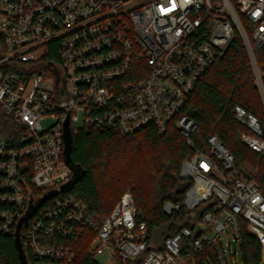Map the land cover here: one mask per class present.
Wrapping results in <instances>:
<instances>
[{
	"label": "built area",
	"instance_id": "2783aa9c",
	"mask_svg": "<svg viewBox=\"0 0 264 264\" xmlns=\"http://www.w3.org/2000/svg\"><path fill=\"white\" fill-rule=\"evenodd\" d=\"M236 34L258 76L253 50L264 45V0H0V112L16 130L9 141L0 135V235H14L30 207L55 192L20 228L35 264H74L76 249L55 240L75 243L86 231L94 235L88 253L108 264H195L202 253V264H237L231 243L237 252L240 223L264 264V196L215 135L207 152L181 163L189 214L158 249L129 191L98 223L61 189L71 178L66 122L71 135L174 127L192 147L196 125L181 111ZM233 111L246 130L241 142L263 156L257 117L239 105ZM178 209L162 207L166 215Z\"/></svg>",
	"mask_w": 264,
	"mask_h": 264
},
{
	"label": "trees",
	"instance_id": "16d2710c",
	"mask_svg": "<svg viewBox=\"0 0 264 264\" xmlns=\"http://www.w3.org/2000/svg\"><path fill=\"white\" fill-rule=\"evenodd\" d=\"M240 22L246 34L249 33L248 22L244 18ZM253 51L258 76L236 34L224 56L215 60L196 82L181 111L196 125L190 136L192 147L174 127L163 134L149 127L127 136L114 131L78 129L72 135L70 153L71 177L74 172L76 176L68 195L81 201L100 223L130 188L137 220L146 224L150 243L159 235L171 236L186 224L189 214L182 207L187 185L179 178L181 163L191 157L194 150L207 152V138L215 135L234 156L235 167L254 178L264 196V155L241 142L240 136L246 130L235 120L233 111L239 105L256 116L263 127L264 139V45ZM15 132L11 120L0 112V135L9 141ZM166 201L180 209L166 215L162 210ZM22 233L21 230L20 239ZM93 237L86 231L75 243L60 239L55 243L76 249L74 264H99L88 253ZM20 242L25 263L35 264L24 241ZM239 251L241 264H258L260 246L246 232L243 223L239 228ZM192 260L202 264L204 253ZM0 264H22L12 234L0 235Z\"/></svg>",
	"mask_w": 264,
	"mask_h": 264
},
{
	"label": "water",
	"instance_id": "95a60500",
	"mask_svg": "<svg viewBox=\"0 0 264 264\" xmlns=\"http://www.w3.org/2000/svg\"><path fill=\"white\" fill-rule=\"evenodd\" d=\"M71 148H72V135L70 132V128H69V124L68 122H66L65 124V128H64V156H63V160L64 163L66 164V166H68V168L70 169L72 167V160L70 158V153H71ZM71 170V169H70ZM75 176L76 173L74 172L72 177L70 178V180L65 183L64 185H62L61 189L63 191H70V189L72 188L74 182H75ZM55 192L52 193H48L46 195H44L35 206L30 207V210L28 211V213L25 215V217L20 221V223L18 224L17 228H16V232L14 234V240H15V245L17 248V251L22 259V264H26L25 261L23 260V256H22V249H21V242H20V237H19V231L21 228L22 224H27L28 220L36 213V211L45 203L47 202L50 198H52L53 196H55Z\"/></svg>",
	"mask_w": 264,
	"mask_h": 264
},
{
	"label": "rangeland",
	"instance_id": "374dc122",
	"mask_svg": "<svg viewBox=\"0 0 264 264\" xmlns=\"http://www.w3.org/2000/svg\"><path fill=\"white\" fill-rule=\"evenodd\" d=\"M50 123V120H45V121H43L42 122V124L44 125V126H46V125H48ZM81 125V122H79V123H77V124H75L74 126L75 127H79ZM252 174H254L255 173V171H251V170H249ZM126 191H129L130 192V188L129 189H127ZM125 191V192H126ZM131 193V192H130ZM160 236V237H159ZM157 238H156V240L152 243L153 245V247H154V249H158L159 248V246H160V243H161V238H162V236L161 235H159ZM229 237H222V242H223V244H225V243H227L228 241H229ZM231 249H232V252L233 253H235L234 255H233V253H232V255H233V259H234V257L236 258V261H237V264H241V253H240V251H239V249H238V251L237 252H235V243L234 242H232L231 243ZM229 258V257H228ZM228 258H227V260H228ZM95 260L99 263V264H108V261H107V259H106V257L105 256H96L95 257Z\"/></svg>",
	"mask_w": 264,
	"mask_h": 264
}]
</instances>
